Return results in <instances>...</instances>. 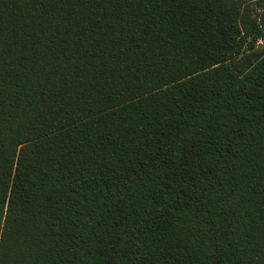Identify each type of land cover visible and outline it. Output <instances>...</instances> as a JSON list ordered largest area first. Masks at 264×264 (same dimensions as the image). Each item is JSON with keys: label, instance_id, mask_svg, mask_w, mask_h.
I'll list each match as a JSON object with an SVG mask.
<instances>
[{"label": "trees", "instance_id": "trees-1", "mask_svg": "<svg viewBox=\"0 0 264 264\" xmlns=\"http://www.w3.org/2000/svg\"><path fill=\"white\" fill-rule=\"evenodd\" d=\"M264 0H0V264H264Z\"/></svg>", "mask_w": 264, "mask_h": 264}, {"label": "water", "instance_id": "water-1", "mask_svg": "<svg viewBox=\"0 0 264 264\" xmlns=\"http://www.w3.org/2000/svg\"><path fill=\"white\" fill-rule=\"evenodd\" d=\"M258 22H259V25H260V28L264 34V6H263V9L261 11V14L258 18Z\"/></svg>", "mask_w": 264, "mask_h": 264}, {"label": "built area", "instance_id": "built-area-1", "mask_svg": "<svg viewBox=\"0 0 264 264\" xmlns=\"http://www.w3.org/2000/svg\"><path fill=\"white\" fill-rule=\"evenodd\" d=\"M258 44L264 47V41H259Z\"/></svg>", "mask_w": 264, "mask_h": 264}]
</instances>
